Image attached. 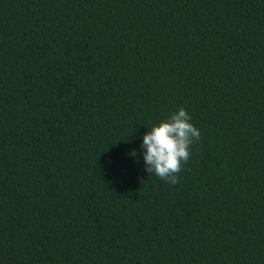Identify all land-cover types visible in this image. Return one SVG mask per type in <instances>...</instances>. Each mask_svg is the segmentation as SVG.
Instances as JSON below:
<instances>
[{"label":"trees","instance_id":"16d2710c","mask_svg":"<svg viewBox=\"0 0 264 264\" xmlns=\"http://www.w3.org/2000/svg\"><path fill=\"white\" fill-rule=\"evenodd\" d=\"M0 264H264V0H0Z\"/></svg>","mask_w":264,"mask_h":264},{"label":"clouds","instance_id":"9594fccd","mask_svg":"<svg viewBox=\"0 0 264 264\" xmlns=\"http://www.w3.org/2000/svg\"><path fill=\"white\" fill-rule=\"evenodd\" d=\"M191 120L187 110L180 108L170 117L148 128L143 135L141 147L149 174L154 173L161 180L173 185L179 182V173L190 158L191 146L201 135Z\"/></svg>","mask_w":264,"mask_h":264}]
</instances>
